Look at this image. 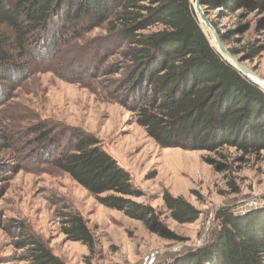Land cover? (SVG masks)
Masks as SVG:
<instances>
[{
	"label": "rangeland",
	"instance_id": "1",
	"mask_svg": "<svg viewBox=\"0 0 264 264\" xmlns=\"http://www.w3.org/2000/svg\"><path fill=\"white\" fill-rule=\"evenodd\" d=\"M200 2L218 35L233 32L229 44L222 42L227 50L246 43L261 47L252 60L236 58L264 80V28L260 27L264 10L227 15L220 9H207L204 0ZM191 3L193 7L194 0ZM117 43L107 24L80 32L72 37L70 46L59 49L69 73L54 60L48 62L52 63L50 69L30 71L15 79V84L0 89V172L13 168L0 176L2 264H25L21 259L24 249L17 248L22 227L64 264H177L188 251L208 242L220 210L245 215L264 209V151L164 149L136 124L120 86L127 64L123 49L116 50ZM34 44L23 59L15 54L27 67L34 65L33 53L47 58L54 49ZM39 128L53 131L57 139L40 144ZM74 130L94 136L128 172L132 184L143 194L136 201L157 210L176 236L174 240L161 239L143 223L101 206L52 165L58 143L61 149ZM165 193L182 197L200 212L199 218L191 224L174 222L163 205ZM68 212L85 220L95 241L92 251L63 234L61 215Z\"/></svg>",
	"mask_w": 264,
	"mask_h": 264
},
{
	"label": "trees",
	"instance_id": "2",
	"mask_svg": "<svg viewBox=\"0 0 264 264\" xmlns=\"http://www.w3.org/2000/svg\"><path fill=\"white\" fill-rule=\"evenodd\" d=\"M203 4L227 15L264 10V0H204ZM104 24L118 42L116 50L123 49L127 65L119 81L135 122L159 147L213 152L228 147L246 154L264 151V92L216 52L191 0H0V89L30 71L50 69L48 62L54 60L69 73L59 49L78 33ZM260 27L264 28V20ZM232 33H219V37L229 44ZM33 44L54 49L47 58L33 53L34 65L27 67L15 54L23 59ZM228 50L245 61L262 51L253 43ZM38 133L40 144L57 139L45 128ZM60 145L52 165L101 206L143 223L161 239L176 238L156 209L136 201L142 192L94 136L74 130L61 149ZM7 168L0 176L13 171ZM162 201L177 224H191L199 218L200 212L182 197L165 193ZM216 221L208 242L188 251L177 264H264V209L245 215L223 209ZM61 230L67 240L93 250L94 238L79 214L63 213ZM19 239L17 248L24 249L25 264H64L23 227Z\"/></svg>",
	"mask_w": 264,
	"mask_h": 264
},
{
	"label": "water",
	"instance_id": "3",
	"mask_svg": "<svg viewBox=\"0 0 264 264\" xmlns=\"http://www.w3.org/2000/svg\"><path fill=\"white\" fill-rule=\"evenodd\" d=\"M201 2L200 0H194V4H193V11L196 15L197 20H199V22H203L206 27L210 28L213 31V35L216 41V52L228 63L230 64L235 70H237L239 73H241L242 75H244L247 79H249L252 83L258 85L259 87H261L262 85H264V80H262L261 78H259L257 75H255L251 70H249L248 68H246L245 66H243L241 64V62L235 57L233 56L223 45L219 35L217 34V32L214 30V28L212 27V25L209 23V21L207 20L205 14L203 13L201 6H200ZM201 28V26H200ZM202 29V28H201ZM203 31V29H202ZM204 32V31H203ZM205 34V33H204Z\"/></svg>",
	"mask_w": 264,
	"mask_h": 264
},
{
	"label": "bare ground",
	"instance_id": "4",
	"mask_svg": "<svg viewBox=\"0 0 264 264\" xmlns=\"http://www.w3.org/2000/svg\"><path fill=\"white\" fill-rule=\"evenodd\" d=\"M201 24L203 25L204 29L210 34V36L212 37V39H213V41H214V43L216 45V41H215V38H214V35H213V31L210 28L206 27V25L203 22H201ZM261 89L264 90V85L261 86Z\"/></svg>",
	"mask_w": 264,
	"mask_h": 264
},
{
	"label": "built area",
	"instance_id": "5",
	"mask_svg": "<svg viewBox=\"0 0 264 264\" xmlns=\"http://www.w3.org/2000/svg\"><path fill=\"white\" fill-rule=\"evenodd\" d=\"M246 212V211H245ZM245 212H243V213H245ZM243 213H240V214H243Z\"/></svg>",
	"mask_w": 264,
	"mask_h": 264
}]
</instances>
